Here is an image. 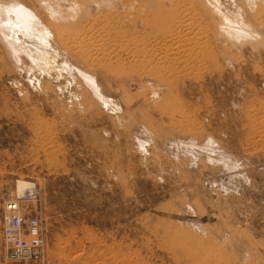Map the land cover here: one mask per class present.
<instances>
[{
    "label": "rangeland",
    "instance_id": "1",
    "mask_svg": "<svg viewBox=\"0 0 264 264\" xmlns=\"http://www.w3.org/2000/svg\"><path fill=\"white\" fill-rule=\"evenodd\" d=\"M18 180L48 264H264V0H0V264Z\"/></svg>",
    "mask_w": 264,
    "mask_h": 264
},
{
    "label": "built area",
    "instance_id": "2",
    "mask_svg": "<svg viewBox=\"0 0 264 264\" xmlns=\"http://www.w3.org/2000/svg\"><path fill=\"white\" fill-rule=\"evenodd\" d=\"M3 202L1 237L16 264H48L43 198L36 184Z\"/></svg>",
    "mask_w": 264,
    "mask_h": 264
},
{
    "label": "bare ground",
    "instance_id": "3",
    "mask_svg": "<svg viewBox=\"0 0 264 264\" xmlns=\"http://www.w3.org/2000/svg\"><path fill=\"white\" fill-rule=\"evenodd\" d=\"M15 189L17 190V195H22V194H25L27 191L28 192L31 191L33 189V187H32V184L30 182H27L24 180H18V182L16 183Z\"/></svg>",
    "mask_w": 264,
    "mask_h": 264
}]
</instances>
